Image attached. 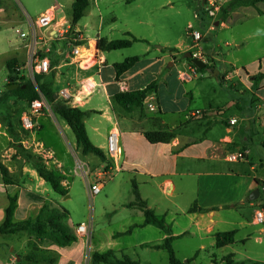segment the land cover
Returning a JSON list of instances; mask_svg holds the SVG:
<instances>
[{
	"label": "crops",
	"instance_id": "1",
	"mask_svg": "<svg viewBox=\"0 0 264 264\" xmlns=\"http://www.w3.org/2000/svg\"><path fill=\"white\" fill-rule=\"evenodd\" d=\"M53 6L58 7V10L62 9V6L58 5L50 7ZM236 7L240 8L232 11L227 19L219 17L213 21V28L209 22L208 30L232 31L234 27L239 28L253 19L264 21V1ZM79 22L72 28L84 39L77 45V54L74 53L75 44L69 41L72 39L69 32L60 34L66 24L71 30V22L68 19L64 21L63 17L43 31L45 39L42 48L52 51V57L49 56L51 62L57 60L52 67V73L46 75L47 80L54 75L53 80L56 81L64 71L75 75L78 88L73 92L76 97L74 106L90 111L87 117L90 121L86 118L85 122L92 142L107 154V138L110 131L115 129L119 132L120 157L114 161H102L98 157L99 161L94 164L96 171L92 175V181L95 180L97 172L104 169L110 171L108 178L113 176L114 170L123 174L122 177L131 184L133 196L125 206L137 209L143 215L140 224H135L136 227L147 229L154 225H145L143 211L137 206H129L136 205L134 186L147 207L155 210L157 214V208L152 205H171L172 208L158 215L166 219L170 213H174L169 222L166 219L171 226L173 243L181 236L193 235L202 241L210 238L212 245L216 246V235L229 231L236 232V242L241 230L257 225L254 219L249 220L246 217L242 208L248 205L254 214L257 208L264 207V178L249 175L250 170L255 169L251 160L250 145L260 135L259 128L264 130V79L260 84H255V75L264 73V50H260L254 61H242L239 57L227 61L222 54V47L219 44L214 45L210 52L205 50V57L214 60L215 71L201 72L198 69L195 71L193 64L186 58H180L181 54L192 50L193 45L187 42L166 41L162 46L154 48L149 40L134 35L147 42L137 41L129 48L144 42V53L137 55L140 57L139 62L117 79L114 64L129 56L117 53L120 50L101 51L97 48L99 38L112 40L108 36L100 35L103 22L96 31L97 36L91 37L83 31ZM22 31L25 30L20 32ZM254 32L253 38H258L259 33ZM205 37L206 35H203V39ZM251 37L247 34L238 38L231 34V37L225 40V45L236 48L233 50L235 55L249 45L247 40ZM70 43L73 47L71 51L67 49ZM27 51L26 41L22 40L15 46L10 59L15 58L22 62L28 57ZM237 63H241V66H237ZM231 70L234 72L232 75ZM185 74L190 75L191 79L185 80ZM232 77L235 78L233 91L237 92V96L231 97L230 101L224 100V96H220L213 89L211 82L214 78L225 81ZM153 81L157 82V88L148 95L143 108H136L128 113L114 100L119 91L144 89ZM243 99L251 104L249 113H246L244 118H239L236 113L228 116L227 112L233 108L243 110ZM149 105H154L155 111H151ZM197 110L204 112V117L193 116ZM37 118L38 123L47 119L41 115ZM231 119H236V124L231 125ZM66 127L70 128L67 124ZM148 132L174 133L175 138L168 143H152L146 137ZM238 151L246 152V158L230 161L228 155ZM8 167L12 176L15 175V168L10 164ZM32 172L33 176H37L35 170ZM41 180L46 184L42 178ZM63 184L65 185L64 182ZM26 186L23 184L19 188L15 221L36 217L45 202L44 200L42 204H38L35 199L40 195H33L34 192L26 189ZM11 187H19L17 180L14 185L6 186L0 171V223L6 216L9 204L7 195L14 194ZM254 190L259 191V196L252 200ZM24 193H27L28 201L24 200ZM51 199L50 207L64 209L56 199ZM228 212L236 213L239 220L233 221ZM177 215L186 216L188 224H180L175 218ZM68 223L72 224L70 216ZM159 230L160 240L163 242L169 235L162 229ZM259 230L264 233V227ZM8 238L14 239L12 244H9ZM29 240L31 239L26 237L6 238L0 235V243H3L0 244V264H20L22 257L32 249H28ZM256 240L262 242L263 237L257 236ZM144 244L150 243L142 245ZM230 245L232 244L223 247ZM40 246L58 252L57 264H84V242L80 239L65 247L50 241H44ZM20 247H26L28 250L22 254L18 251ZM203 247L201 244V248Z\"/></svg>",
	"mask_w": 264,
	"mask_h": 264
},
{
	"label": "rangeland",
	"instance_id": "2",
	"mask_svg": "<svg viewBox=\"0 0 264 264\" xmlns=\"http://www.w3.org/2000/svg\"><path fill=\"white\" fill-rule=\"evenodd\" d=\"M72 2L73 0H0V96L8 83L13 82L9 77L7 61L12 57L15 46L22 42L20 31L30 30V19H36L52 5L62 6V9L59 8L56 13L57 21L63 17L64 21L68 19L71 22L69 17L72 16ZM238 8L240 7L228 9V13H223L220 18L227 19L232 11ZM195 14H199L200 18H197ZM102 22L101 36L121 39L128 38L126 33L130 32L149 40L154 48L162 46L166 41L187 42L193 45L189 52L202 49L205 56V50L210 52L214 45L219 44L227 61L234 60L236 57L246 62L254 61L260 50H264V21L253 19L239 28L234 27L232 31L208 30L210 18L203 13L201 0H90V7L79 22L80 27L90 37L97 36L96 31ZM189 23L202 35H206L199 42L198 48L194 47L193 37L188 34ZM254 31L259 33L258 38H253ZM69 34L72 36L69 40L72 44L79 45L78 43L84 40L82 37L77 38V32L72 28ZM231 34L238 38L247 34L252 36L247 40L250 42L249 45L235 55L233 50L236 48L225 45V40L230 38ZM72 44L67 45L70 51L73 49ZM145 47L144 42H139L132 48L123 49L117 53H123L125 56L142 55ZM43 53L52 55V51L43 50ZM182 57H184L183 54L180 55V58ZM204 60L208 61L207 57ZM26 61L27 58L22 62L17 59V65L20 66L21 71L19 77H26L38 88L36 75L28 76L27 74ZM193 66L195 67L194 64ZM237 66L240 67L241 63H237ZM51 73L52 71L46 75ZM230 74H234L233 70ZM53 81L52 86L57 94L63 87L69 88L72 93L78 88L75 75L70 71H64L59 79ZM211 83L213 89L220 96H224V100L230 101L231 97L237 96V92L233 91L234 77L225 81L214 78ZM229 91H231L230 94ZM58 98L62 99L59 96ZM11 100L12 98L0 101V156L7 166L10 164L16 171L13 177L17 180L19 187H11L12 193H19L20 186L26 184V189L32 190L33 195H40L38 199L34 198L38 204H42L44 200L49 204L51 198L56 199L59 205L68 211L72 224L78 225L92 221V234L90 232L80 239L84 242V264H92L91 256L95 251L105 252L109 249H113L120 259L128 256L141 264H169L167 250L152 247V244L162 242L159 228L152 226L144 229L135 226L140 224L143 215L139 210L125 206L132 196V187L127 183V179L122 177L123 174L114 170L113 176L106 180L102 191L93 198L89 183L92 182V175L96 171L94 164L99 161V158L94 154H83L81 148L75 144V134L66 127V123L61 118L53 113L49 103L40 114L47 119L41 120V124V122L38 123L39 115L35 117L39 126L37 131L31 133L24 130L21 121L22 115L29 109L27 104L21 100L11 103ZM241 101L244 103L243 110L233 108L227 112L228 116L236 113L239 118H244L246 113H249L250 102L245 99ZM87 120L90 121L89 118ZM259 134L250 145L251 160L255 169L250 170L249 175L264 178L263 128H259ZM36 161H43L49 168L62 175L63 182L68 188L65 196L56 193L47 183L41 182V177L33 168V162ZM33 170L36 171L37 176H33ZM251 180L254 181L252 178ZM23 198L25 201L29 200L27 193L23 194ZM129 206L132 207V205ZM152 206L157 208L159 215L172 208L171 205ZM242 209L249 220L254 219L251 207L247 205ZM228 213L233 221L239 220L236 213ZM172 216L174 213L166 217L168 222ZM175 218L182 225L188 224L184 215H177ZM261 227H264V224L241 230L237 236L238 240L228 247L217 248L212 245L210 238L202 241L198 236L193 235L175 239L173 247L177 257L182 261L195 258L192 264H221L224 263V257L231 253L234 254L236 264L243 262L264 264V233L260 232ZM192 229L194 230L193 227ZM257 236H262L263 241H257ZM12 240L14 239H7L9 244H12ZM32 243L33 240H29L28 249L32 247ZM143 243H150L151 246L147 247L146 244L142 245ZM201 244L204 245L203 248ZM28 249L20 247L18 251L23 254ZM13 259L16 260L15 257Z\"/></svg>",
	"mask_w": 264,
	"mask_h": 264
},
{
	"label": "trees",
	"instance_id": "3",
	"mask_svg": "<svg viewBox=\"0 0 264 264\" xmlns=\"http://www.w3.org/2000/svg\"><path fill=\"white\" fill-rule=\"evenodd\" d=\"M264 0H231L222 9L220 16L223 13L227 14L228 9L239 5H255ZM90 5V0H74L72 4L71 28L84 17L86 10ZM73 30V29H72ZM128 38L112 39L109 40L101 37L97 41V48L101 51H113L129 48L134 42L144 41L134 36L132 33L127 32ZM81 44V43H78ZM183 56L192 63V53H183ZM140 57L129 56L121 62L114 64L117 74V79L131 69ZM57 63V60L51 62L52 67ZM9 70V77L13 80L8 83L5 90L0 96V101L11 100V103L21 100L27 104L29 108L31 102L40 97L39 91L46 97L48 103L52 106L53 113L61 118L75 134L76 144L81 148L83 154H94L104 161L110 160L109 156L100 147L96 146L89 137L86 118L90 115V111L84 110L78 106H72L64 99H59L58 94L53 89V76L51 79H46V74H37L35 76L38 88L26 77H19L21 71L20 66L17 65L15 58L7 61ZM215 68L207 65L205 68L200 69L201 72H207L208 69ZM214 72V71H213ZM264 79V73L255 75V84H260ZM20 80V81H17ZM19 84L18 87L8 89L10 85ZM157 82L153 81L148 84L144 89L119 91L115 94L114 100L126 112L131 113L136 108H143L148 95L155 91ZM25 130V129H24ZM30 132L28 130H25ZM147 139L152 143H168L175 138L174 133L169 132H148L146 133ZM44 161V160H43ZM43 161L33 162V168L56 193L65 196L68 193V188L63 184L64 178L57 173L54 169L49 168ZM0 171L6 186L14 185L16 182L10 172L9 167L2 161L0 156ZM136 195V202L132 206L139 207L145 216L144 224L154 225L165 231L169 236L164 239L160 244L152 245L156 249H165L169 254V264H192L195 258L182 261L176 255L173 247L174 237L171 236V226L167 223L165 217L159 216L155 210L147 207L145 201L142 200L141 195L136 186H134ZM9 204L6 208V216L3 222L0 223V235L4 237L17 236L19 238L26 237L28 239H35L32 243V249L29 253L22 257L20 264H57L59 254L57 251L45 249L40 246L44 241H50L60 247H65L78 241L73 229L68 223L69 213L65 209L52 208L48 203H44L36 217H30L25 220L15 221L14 214L18 206L19 194L14 193L7 195ZM192 211V210H191ZM235 231L221 232L216 235V246L223 247L235 243ZM1 244V243H0ZM3 245V243L1 244ZM146 246H151L150 244ZM7 247V246H6ZM92 264H141L139 261L133 260L126 256L125 259H120L115 254L113 249L105 252L95 251L91 256ZM218 264V263H215ZM221 264H236L234 254H229L224 257V263ZM241 264H245L244 262Z\"/></svg>",
	"mask_w": 264,
	"mask_h": 264
},
{
	"label": "built area",
	"instance_id": "4",
	"mask_svg": "<svg viewBox=\"0 0 264 264\" xmlns=\"http://www.w3.org/2000/svg\"><path fill=\"white\" fill-rule=\"evenodd\" d=\"M201 2L203 7V13L210 18L211 27L213 28V21L220 17V13L223 7L229 2V0H201ZM57 11L58 7L56 6L46 9L36 19H30V30L20 32V38L26 41V47L28 48V57L26 61V69L28 76H35L37 74H47L52 70L50 57L43 53L44 49L42 48V43L45 39V37L43 36V31L52 26L57 20ZM195 16L197 18H200L199 14H195ZM69 31L70 26L65 27L62 31H60V34L65 35ZM188 34L193 37V41L195 42L194 47L198 48L199 42L203 39V35L201 34V32L197 29H194L193 25L190 24L188 26ZM77 38H81L78 33ZM74 53H78L77 45H75ZM192 57L201 60H204L206 58L205 56H203L202 49H198L197 51L192 52ZM197 69L198 67L195 66L194 70L196 71ZM183 78L185 80H189L191 79V76L185 74L183 75ZM39 94L40 97L34 99L31 102L29 109L24 112L21 118L22 127L25 130L30 131L31 133L37 131V128L39 126L35 117L40 115L48 106V101L46 97L40 91ZM58 96L67 101V103H69L70 105L74 106L76 97L75 94H73L69 90V88L61 89L59 91ZM149 109L151 111H155L156 108L154 105H149ZM213 113L220 114L219 112ZM192 115L195 117H204L205 113L200 110H197ZM236 122V119L230 120L231 125L236 124ZM119 138V132L115 129L110 131L107 138V154L112 161L118 159L121 154V145ZM245 158L246 152L243 151H238L228 155V159L230 161L244 160ZM109 175L110 171L108 169H104L102 171L97 172L95 180L89 183L90 194L93 198L102 191L103 186ZM254 221L257 224H264V207H259L256 209L254 213ZM70 226L73 229L75 235L78 237V239H81L92 231L93 224L91 221L83 222L78 225L70 224Z\"/></svg>",
	"mask_w": 264,
	"mask_h": 264
},
{
	"label": "water",
	"instance_id": "5",
	"mask_svg": "<svg viewBox=\"0 0 264 264\" xmlns=\"http://www.w3.org/2000/svg\"><path fill=\"white\" fill-rule=\"evenodd\" d=\"M216 24H218V22ZM191 61L196 67H198L200 69L205 68L207 65H209L210 67H214L215 66V62L211 58H208V61H204V60L192 57ZM208 70H210V73H213V71H215V68H211V69H208ZM18 86H19V84H15V85H10L8 88H15V87H18ZM258 196H259V191L258 190H254L253 193H252L251 199L254 200Z\"/></svg>",
	"mask_w": 264,
	"mask_h": 264
}]
</instances>
